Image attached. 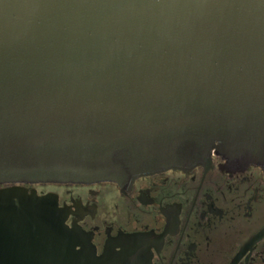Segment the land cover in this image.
Listing matches in <instances>:
<instances>
[{"label":"water","instance_id":"water-1","mask_svg":"<svg viewBox=\"0 0 264 264\" xmlns=\"http://www.w3.org/2000/svg\"><path fill=\"white\" fill-rule=\"evenodd\" d=\"M264 168V0H0V184ZM17 198V199H16ZM49 198L0 193V264H72Z\"/></svg>","mask_w":264,"mask_h":264},{"label":"flooded vegetation","instance_id":"flooded-vegetation-1","mask_svg":"<svg viewBox=\"0 0 264 264\" xmlns=\"http://www.w3.org/2000/svg\"><path fill=\"white\" fill-rule=\"evenodd\" d=\"M49 198L72 264H264V168L170 169L121 186L0 184ZM17 199V198H16Z\"/></svg>","mask_w":264,"mask_h":264}]
</instances>
